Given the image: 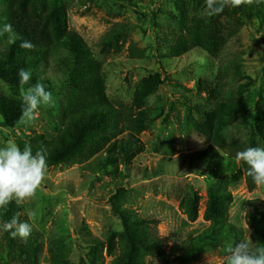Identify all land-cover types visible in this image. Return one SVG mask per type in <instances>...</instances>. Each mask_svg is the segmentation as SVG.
<instances>
[{
    "label": "rangeland",
    "instance_id": "rangeland-1",
    "mask_svg": "<svg viewBox=\"0 0 264 264\" xmlns=\"http://www.w3.org/2000/svg\"><path fill=\"white\" fill-rule=\"evenodd\" d=\"M42 1L46 12L63 4L67 30L100 64L121 120L118 131L111 122L68 161L52 163L34 148L64 132L86 96L85 77L75 83L51 62L41 76L52 88L36 97L32 85L16 91L0 80V94L30 104L16 128L0 124V192L15 205L10 222L0 219V264H116L128 224L121 211L157 223L146 225L167 264L252 260L247 215L254 201L264 203V18L245 10L260 1ZM8 10L0 0L1 40ZM157 76L164 84L138 101ZM141 117L153 122L142 128ZM101 137L133 145L131 158L104 164L105 151L92 156ZM212 197L237 236L201 238ZM136 259L163 264L142 249Z\"/></svg>",
    "mask_w": 264,
    "mask_h": 264
},
{
    "label": "trees",
    "instance_id": "trees-1",
    "mask_svg": "<svg viewBox=\"0 0 264 264\" xmlns=\"http://www.w3.org/2000/svg\"><path fill=\"white\" fill-rule=\"evenodd\" d=\"M233 1L237 3V0ZM259 1L254 4L256 6L254 9L246 8L245 13L264 18V0ZM45 9L42 0H9V10L5 17L8 28L6 27L7 30L3 33L2 40L0 39V80L16 91L32 85V96L36 97L52 88L51 83L47 80L45 82L41 76L51 62L75 83L82 79V76L85 77L86 84L81 88H84L86 96L81 98L80 106L71 112L64 132L56 139L43 142L41 146L34 148V153L38 157L41 156L52 163H64L79 151L97 129L109 127L110 123L114 122V131H118L117 121L118 118L121 120V116L109 103L104 80L98 74L100 64L92 61L88 46L81 37L67 30V14L63 4H58L49 12ZM92 73L94 77H90ZM163 84L159 76L146 81L137 92L138 101H143L154 94ZM77 86L76 84L75 87ZM29 110L30 104L27 99L15 100L0 94V124L4 127L16 128ZM136 122L145 128L153 119L141 117ZM101 138L104 141H98L93 145L96 153L92 156L105 151L107 156L104 158V164L114 162L118 155L124 160L131 158L135 149L133 145L126 141L112 142L107 137ZM210 152L211 155L206 156L213 159V149ZM99 160L101 163L103 157ZM252 182L253 180L250 182L251 189ZM228 201H231V198L228 197ZM221 205V201L211 198L205 213V220L210 222V226L203 232L201 238L221 241L237 236L238 231L227 222L225 209ZM14 206V203L0 192L1 220L11 221ZM121 215L123 220L128 222L124 238L126 244L122 256L116 259V264H145L136 259L141 249L156 257L161 263L167 264L170 257L163 251L161 239L154 235L149 225H146L157 223L140 220L128 211H121ZM247 217L252 231L251 238L255 244L252 254L254 261L246 256V260L241 259L239 262L245 264L244 262L249 260V263L258 264L264 260V203L254 201ZM190 218L192 221L198 218V211L194 205L191 206ZM223 264L237 263L231 259Z\"/></svg>",
    "mask_w": 264,
    "mask_h": 264
},
{
    "label": "water",
    "instance_id": "water-1",
    "mask_svg": "<svg viewBox=\"0 0 264 264\" xmlns=\"http://www.w3.org/2000/svg\"><path fill=\"white\" fill-rule=\"evenodd\" d=\"M9 145H10V147H11L15 152H18V153H19V149H18V147H17L14 143L10 142Z\"/></svg>",
    "mask_w": 264,
    "mask_h": 264
}]
</instances>
